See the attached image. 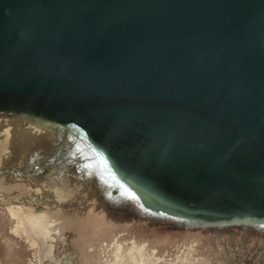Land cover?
<instances>
[{
	"label": "water",
	"instance_id": "water-1",
	"mask_svg": "<svg viewBox=\"0 0 264 264\" xmlns=\"http://www.w3.org/2000/svg\"><path fill=\"white\" fill-rule=\"evenodd\" d=\"M4 118L54 135L82 188L74 264L91 217L264 254V0H0Z\"/></svg>",
	"mask_w": 264,
	"mask_h": 264
},
{
	"label": "bare ground",
	"instance_id": "bare-ground-1",
	"mask_svg": "<svg viewBox=\"0 0 264 264\" xmlns=\"http://www.w3.org/2000/svg\"><path fill=\"white\" fill-rule=\"evenodd\" d=\"M57 144L54 135L34 124L0 119V146H4L0 151L8 153L5 159L0 158V170L7 174L6 186L0 190V205L11 209L17 223L15 235L36 250L32 264H74L64 245L73 219L62 213V207L68 203L81 205L75 200L82 188L67 167L53 170L48 163L46 146ZM32 167L39 168L34 171ZM93 218L89 220L92 227L86 224L88 227L82 230L88 241H99L83 246L77 264H250L249 258L253 264H263V254H250L257 248L256 239L242 243L238 236L228 233L204 236L205 232L198 233L200 236L146 231L141 237L128 230L115 231ZM160 246L168 251L158 253Z\"/></svg>",
	"mask_w": 264,
	"mask_h": 264
},
{
	"label": "rangeland",
	"instance_id": "rangeland-1",
	"mask_svg": "<svg viewBox=\"0 0 264 264\" xmlns=\"http://www.w3.org/2000/svg\"><path fill=\"white\" fill-rule=\"evenodd\" d=\"M3 147L0 146V149H2ZM5 153H6L5 151L3 152L0 151L1 159L6 158L7 156L6 154L8 153L6 154ZM5 175L7 174L5 172H1L0 170V183L2 185V186L0 185L1 191L6 186L4 184V179H6L7 176L5 177ZM16 224H17L16 221L12 217L11 209L0 205V264H32L31 260L34 259L36 250L33 249L24 238L15 235L14 232L16 230ZM130 232L141 237H143L146 234V232L144 233L142 232L140 234L139 231H137L136 229H132ZM157 234L162 235L160 233ZM98 241H91V243L96 244ZM83 242L86 243L85 240ZM158 250H159L158 253L160 254L162 253L165 254V252L168 251L162 246H160ZM254 252L255 251H253V253ZM262 260H263L262 263L264 264V254Z\"/></svg>",
	"mask_w": 264,
	"mask_h": 264
}]
</instances>
